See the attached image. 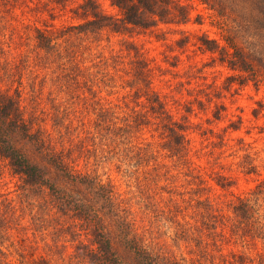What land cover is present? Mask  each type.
<instances>
[{
	"label": "trees",
	"instance_id": "16d2710c",
	"mask_svg": "<svg viewBox=\"0 0 264 264\" xmlns=\"http://www.w3.org/2000/svg\"><path fill=\"white\" fill-rule=\"evenodd\" d=\"M110 2L118 16L106 13L97 0H85L71 10L78 24L59 32L34 29L39 59L57 76L59 91L72 99L77 90L82 91L85 80L90 92L92 110L86 96H77L84 102L85 114L92 116L89 132L77 143L68 147L62 144L73 131L64 123L75 113L71 108L55 110L52 133L41 124L33 99L31 112L24 105L20 82L14 92L0 88V162L20 181L22 193L19 206L0 195V264H14L10 257L20 254L21 243L16 242L13 233H26V217L34 229L43 228L39 223L46 219H35L40 213L59 222L61 234L74 242L71 264H191L160 244L161 238L166 244L171 237L162 228L172 234L175 244L190 242L197 253L193 256L205 264H249L252 260L242 252L217 260L209 248L236 241L254 246L264 242V181L231 200L225 212L210 198L212 186L201 166L192 160L189 122L176 120L153 91L149 64L138 47L123 42L132 56L126 67L124 89L136 103L145 99L146 106L141 109L129 108L128 104L126 108L102 104L103 88L115 87L108 62L102 59L95 75L81 63L84 54L78 57L83 40L91 41L87 46H92L99 43L105 31L124 35L161 24H186L187 8L176 0ZM202 2L215 13L220 39L201 38V47L217 53L219 61L236 73L227 79L231 83L233 79L241 84L264 82V0ZM87 46L83 48L88 50ZM15 75L11 72L6 77L13 81ZM94 85L99 91L93 90ZM224 110L223 104L217 106L214 117L221 119ZM151 127L157 133L152 135L153 140L144 137ZM244 158L246 174H255V160L250 155ZM91 159L97 164L117 162V169H123L129 179L132 196L120 193L112 180L104 181L91 170ZM178 178H184L187 184L182 193L181 187L174 184ZM213 179L222 189L232 185V179L222 175ZM18 264L54 263L39 257Z\"/></svg>",
	"mask_w": 264,
	"mask_h": 264
},
{
	"label": "rangeland",
	"instance_id": "374dc122",
	"mask_svg": "<svg viewBox=\"0 0 264 264\" xmlns=\"http://www.w3.org/2000/svg\"><path fill=\"white\" fill-rule=\"evenodd\" d=\"M83 1L0 0V88H11L10 91L14 92L20 87V82L24 105L31 112L33 99L38 108L34 111L42 120L41 124L52 133L56 109L71 108V112L75 111L64 121L73 130L63 138L62 144L66 147L77 143L91 128L92 116L85 114L84 102L77 98L79 94L86 96L88 107L92 110L90 92L83 83L85 80L82 81V91L77 90L72 99L67 93L59 91L57 76L39 59L34 29L59 32L62 28L78 24L79 20L74 18L71 10ZM97 1L106 13L119 15L110 0ZM176 1L188 10L189 21L186 24H161L151 30L135 29L124 35L105 31L100 35L99 43L95 42L92 46H87L91 41L83 40L79 44L81 50L78 57L84 54L81 63L95 75L100 70V61L104 59L108 62V72L115 78V87L103 88L100 93L102 104L111 103L121 108H126L128 104L129 108L137 106V109H141L146 106L145 99L136 103L133 97L126 96L128 89H124V82L128 79L126 67L132 56L126 51L123 42H133L138 47L149 64L153 91L161 96L176 120L187 119L189 122L191 157L201 166L212 186L210 198L228 212L231 200L246 195L264 181V82L241 84L237 79H233L232 83L228 81L236 73L219 61L217 53L206 51L200 43V39L205 37L220 39L215 13L202 0ZM85 46L88 50L83 48ZM116 56L119 61L115 65ZM25 65H28V69H25ZM11 72L16 74L13 81L6 77ZM93 90L99 91L96 85ZM221 104L225 110L221 112V119L217 120L214 114ZM144 133V137L149 140H153L152 135H157L153 127ZM245 155L255 160V174H246ZM90 162V169L96 171L104 181L112 180L120 193L132 196L128 191L129 179L123 174V169H117V162L97 164L98 161L92 159ZM84 165L81 159L80 168L83 169ZM221 175L232 179L230 187L222 189L216 185L213 178ZM174 184L181 187V193L185 191L187 184L184 178H178ZM20 186V181L0 162V195L8 196L19 206L22 196ZM162 195L168 197L167 193ZM156 198L160 201L157 195ZM35 216L39 221L46 219L39 223L43 228L34 229L30 218L26 217L24 224L29 226L26 233H13L16 242L21 243V252L13 253L9 260L18 264L20 261L44 257L54 264H71L69 256L74 250V242H70V236L61 234V224L54 218L44 217L41 213ZM140 217L139 214V222ZM140 224L148 227L147 223ZM162 229L172 237L170 232ZM171 237L166 240V244L163 241L165 238H161L160 244L177 257H186L191 264H205L206 261L193 256L197 253L190 242L175 244ZM219 246L209 248L217 260L239 251L252 260L249 264H264V242L254 246L236 241Z\"/></svg>",
	"mask_w": 264,
	"mask_h": 264
}]
</instances>
